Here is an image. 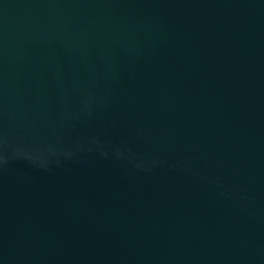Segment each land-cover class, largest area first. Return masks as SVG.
<instances>
[{"label":"water","instance_id":"1","mask_svg":"<svg viewBox=\"0 0 264 264\" xmlns=\"http://www.w3.org/2000/svg\"><path fill=\"white\" fill-rule=\"evenodd\" d=\"M0 264H264V0H0Z\"/></svg>","mask_w":264,"mask_h":264}]
</instances>
